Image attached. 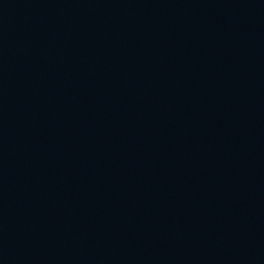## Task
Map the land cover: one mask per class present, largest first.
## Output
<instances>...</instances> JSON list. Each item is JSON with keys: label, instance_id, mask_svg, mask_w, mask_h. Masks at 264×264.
I'll return each instance as SVG.
<instances>
[{"label": "water", "instance_id": "water-1", "mask_svg": "<svg viewBox=\"0 0 264 264\" xmlns=\"http://www.w3.org/2000/svg\"><path fill=\"white\" fill-rule=\"evenodd\" d=\"M0 264H264V0H0Z\"/></svg>", "mask_w": 264, "mask_h": 264}]
</instances>
